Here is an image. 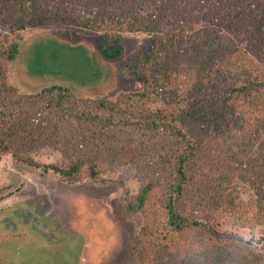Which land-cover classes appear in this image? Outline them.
Masks as SVG:
<instances>
[{"label":"rangeland","instance_id":"rangeland-1","mask_svg":"<svg viewBox=\"0 0 264 264\" xmlns=\"http://www.w3.org/2000/svg\"><path fill=\"white\" fill-rule=\"evenodd\" d=\"M12 37L0 22V45L8 46ZM122 42L123 56L108 61L98 49L99 33L40 21L20 33L14 60H0V113L7 112L0 115V264H134L139 257L141 264H181L178 242H170L161 257L150 243V236L159 245L173 238L164 211L170 198L184 215L210 217L208 224L221 233L260 239L252 228L228 222L223 205L205 202L198 213L188 206L194 197L208 198L205 171L228 178V145L212 160L202 138L189 133L203 147L184 162V190L171 196L178 153L162 149L166 133L109 123L100 133L102 144L85 141L83 148L69 149V113L51 104L56 96L47 91L68 87L93 115L98 109L91 101L117 102L143 91L144 82L128 67L141 51H151L152 40L127 33ZM7 124L11 133L5 132ZM47 165L76 167L77 173L63 177L51 168L46 172ZM148 185L142 210L131 212ZM224 187L228 193V184ZM242 187V197L251 199L252 191ZM191 234L184 233L187 243Z\"/></svg>","mask_w":264,"mask_h":264},{"label":"trees","instance_id":"trees-1","mask_svg":"<svg viewBox=\"0 0 264 264\" xmlns=\"http://www.w3.org/2000/svg\"><path fill=\"white\" fill-rule=\"evenodd\" d=\"M40 21L99 33L98 49L108 61L123 56L127 33H144L152 40L151 51H141L128 67L144 82L143 91L127 93L117 102L91 101L98 109L94 115L68 87L47 91L56 96L51 104L69 113L70 150L83 148L85 141L102 144L100 133L109 123L166 133L162 149L178 153V181L168 184L171 196L184 190L188 156L207 146L213 160L228 145V178L205 171L203 194L208 198L194 197L188 206L198 213L205 202L223 205L228 222L252 228L260 239L221 233L208 224L210 217L184 215L170 198L164 211L173 238L159 245L149 235L157 256L170 242H178L181 264H264V0H0V22L13 34L8 46L0 45V60H14L20 33ZM11 127L7 124L5 132L11 133ZM189 133L205 145L197 146ZM46 167L63 177L77 173L76 167ZM150 185L142 188L131 212L142 210ZM242 185L254 194L251 199L242 197ZM187 232L192 233L188 243ZM142 261L139 257L134 264Z\"/></svg>","mask_w":264,"mask_h":264}]
</instances>
